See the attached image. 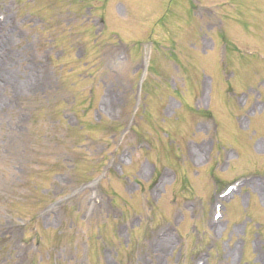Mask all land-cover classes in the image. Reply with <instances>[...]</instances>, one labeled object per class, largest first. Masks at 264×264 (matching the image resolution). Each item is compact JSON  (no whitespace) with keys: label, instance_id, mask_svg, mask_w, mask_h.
<instances>
[{"label":"rangeland","instance_id":"obj_1","mask_svg":"<svg viewBox=\"0 0 264 264\" xmlns=\"http://www.w3.org/2000/svg\"><path fill=\"white\" fill-rule=\"evenodd\" d=\"M0 264H264V0H0Z\"/></svg>","mask_w":264,"mask_h":264},{"label":"bare ground","instance_id":"obj_2","mask_svg":"<svg viewBox=\"0 0 264 264\" xmlns=\"http://www.w3.org/2000/svg\"><path fill=\"white\" fill-rule=\"evenodd\" d=\"M253 183H255V182H253ZM257 183V182H256ZM257 185H259V183H257ZM220 222V221H219Z\"/></svg>","mask_w":264,"mask_h":264}]
</instances>
